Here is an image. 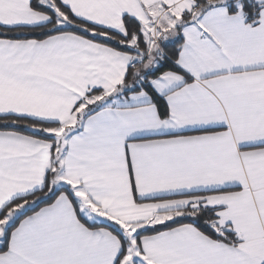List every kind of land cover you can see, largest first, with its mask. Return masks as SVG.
Instances as JSON below:
<instances>
[{"label":"snow or ice","instance_id":"snow-or-ice-1","mask_svg":"<svg viewBox=\"0 0 264 264\" xmlns=\"http://www.w3.org/2000/svg\"><path fill=\"white\" fill-rule=\"evenodd\" d=\"M0 264H264V0H0Z\"/></svg>","mask_w":264,"mask_h":264}]
</instances>
